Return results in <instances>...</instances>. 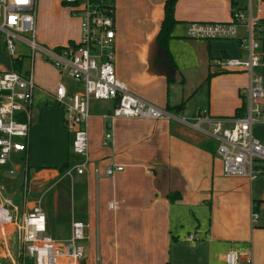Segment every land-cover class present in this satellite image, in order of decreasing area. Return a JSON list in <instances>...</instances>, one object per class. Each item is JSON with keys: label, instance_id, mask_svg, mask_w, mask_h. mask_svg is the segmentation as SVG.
I'll return each mask as SVG.
<instances>
[{"label": "crops", "instance_id": "obj_1", "mask_svg": "<svg viewBox=\"0 0 264 264\" xmlns=\"http://www.w3.org/2000/svg\"><path fill=\"white\" fill-rule=\"evenodd\" d=\"M112 1L117 79L132 95L173 118L158 122L105 120L117 102L92 100L91 165L84 175L66 177L62 168H72L82 160L72 152L73 135L66 127L65 110L51 98L59 86L64 87L62 74L47 61L50 67L40 64L50 76L35 72L33 67L37 89L27 151L13 153L8 164L0 167L1 178L9 177L12 169L23 172L20 204L9 189L0 185V264H20L22 216L39 202L47 217V235L52 239L71 238L73 223L87 226L86 258L81 264H226L230 251L250 253L252 264H264V174L253 181L225 178L219 141L179 121L184 118L192 124L204 111L214 119L230 121L245 116V111H237L246 108L248 75L225 73L217 67L218 60L245 56L240 42L194 41L186 36L189 24L231 20L184 19L180 12L183 0H179L175 19L180 24L168 43L172 68L169 55L157 42L166 0ZM48 2L57 11V18L74 21L77 26L74 30L67 26L61 35L50 38L53 50L70 42L78 44L80 22L71 19V10L63 0H37L36 23L39 11L45 18L43 7ZM241 2L235 0L243 6ZM260 19L264 20V5ZM240 35L245 32L240 31ZM182 46L190 49L185 61L188 69L199 73L208 90V100L196 110L188 105L204 87L196 85L192 92H180L192 88L181 72V59L177 61L176 50H172ZM29 71L23 64L21 74ZM258 73L264 88V68ZM170 77L174 79L172 84H168ZM175 86L180 93L173 99L171 89ZM188 99L185 110L169 112L168 106H178ZM261 109L264 111V100ZM106 132L113 139L104 146ZM253 136L264 145V124L254 126ZM108 166H123L125 171L111 179H97L94 169ZM67 179L72 181L69 192L68 186L62 185ZM254 212L257 219L252 222ZM248 257H242L241 263L247 264Z\"/></svg>", "mask_w": 264, "mask_h": 264}, {"label": "built area", "instance_id": "obj_2", "mask_svg": "<svg viewBox=\"0 0 264 264\" xmlns=\"http://www.w3.org/2000/svg\"><path fill=\"white\" fill-rule=\"evenodd\" d=\"M106 0H64L71 16L80 22L81 41L78 48L66 46L61 51L48 50L37 42V0H0V33L7 53L16 55V44L27 46L32 52V65L28 75L16 71L0 73V167L8 164L13 153H26L33 122V100L37 86L33 67L36 54L53 65L61 74L66 73L81 87V93L72 94L59 86L52 101L65 110L66 127L73 135L72 152L81 163L68 168L65 176L73 173L84 175L91 165L89 148L90 104L96 101H116L117 106L105 120L137 119L163 121L171 114L150 105L132 95L116 76L115 19L114 11L105 5ZM109 1V0H107ZM264 0H248L245 7L235 4L229 23H192L186 36L194 41H239L245 56L237 59L218 60L217 67L225 73H246L249 78L245 90V116L235 120L214 119L201 112L191 124L187 119L179 120L190 125L201 134H209L219 141L218 155L227 179L255 180L264 174V145L254 138L253 128L264 124V100L262 76L264 68L262 43L255 38V28L261 21ZM245 35L241 37L240 31ZM29 35L30 39L23 36ZM19 59V58H18ZM228 124H231L229 126ZM113 136L106 132L103 144L111 142ZM125 171L123 166H108L104 170L94 169L97 179L114 178ZM150 173V172H148ZM10 175H13L11 172ZM10 204V202H8ZM113 208V205L110 206ZM257 219L252 214V222ZM87 226L72 224V235L68 240H55L47 235V217L41 202L23 214L20 223L22 255L34 264H81L86 258L84 241ZM193 240V237L190 238ZM250 253L230 251L226 264H242L247 258L252 264Z\"/></svg>", "mask_w": 264, "mask_h": 264}, {"label": "rangeland", "instance_id": "obj_3", "mask_svg": "<svg viewBox=\"0 0 264 264\" xmlns=\"http://www.w3.org/2000/svg\"><path fill=\"white\" fill-rule=\"evenodd\" d=\"M64 1V0H63ZM244 2V3H243ZM241 2V5L245 6L248 3V0H243ZM181 16L184 17V19L191 20L193 18L195 19H215L214 21H230L232 17V11L233 8L231 7V1L230 0H197V1H188V0H183L181 1ZM68 8V7H67ZM42 10V8H41ZM43 11L45 12V18L40 17V11H39V17L37 18V23H36V34L38 36V44L48 50H53L51 47V41L50 38L57 37V35H61L64 31V29L67 26H70L74 29L77 28V26H74L75 22H66L62 21L60 18H57V11L55 8L51 5V2L47 3L46 6L43 7ZM42 12V11H41ZM42 14V13H41ZM72 20L77 21L75 18H73L70 15ZM219 19V20H217ZM78 22V21H77ZM45 38H43V36ZM26 39H30L29 35H24L23 36ZM225 42V41H221ZM40 43H43L40 44ZM16 44V55L15 58H22L24 60V70L29 71L31 65H32V52L27 46H23L18 42H15ZM176 50V55L175 59L177 61H180V67H181V72L182 70L184 71L183 75L185 77V80L187 81L188 84H191L192 88L189 89H183L180 92H184L187 94V92H192L194 89L193 86H199L203 85L204 88L199 89L198 93L194 97V99L191 100L189 103V108L191 110H196L198 109L199 105L202 102H206L208 100V90L207 86L205 87L204 80L199 76V73L196 70H189L187 67L186 61V54L190 52L189 47H173L172 50ZM190 57V55H189ZM12 57L7 53V51L4 48L3 44V36L0 33V73L1 72H7L12 69ZM43 63L44 66L48 65L46 63V60L43 58V55H41L39 52L35 56L34 60V71L35 72H41L43 75L48 74L50 76V72L45 73V69H43V65L40 63ZM49 66V65H48ZM50 67V66H49ZM177 79V78H176ZM61 82L64 85V87L69 91L72 92V94H77L79 91V85L74 83L71 78L66 73H62L61 76ZM172 98L174 99L176 96V93L180 90L178 86L172 87ZM178 92V93H180ZM177 93V94H178ZM73 157V154H72ZM15 164L14 166H16ZM14 168V167H13ZM14 175L7 178H1L0 177V185L6 189H9V194H14L16 198L19 200L18 204H20V197L22 196L21 191L19 190V182H21L22 174L23 172H19L15 169H12ZM75 175V174H74ZM75 177V176H74ZM62 184V183H61ZM63 186H68V192L69 190L71 191L72 189V181L70 179H67L66 181L63 182ZM22 186V184H21ZM19 190V191H18ZM19 196V197H18ZM14 198V196L12 195ZM12 199V198H11ZM47 205V201L45 202V206ZM17 243V239L15 240ZM22 263L27 259V257L22 255ZM19 264V263H18ZM21 264V261H20Z\"/></svg>", "mask_w": 264, "mask_h": 264}, {"label": "trees", "instance_id": "obj_4", "mask_svg": "<svg viewBox=\"0 0 264 264\" xmlns=\"http://www.w3.org/2000/svg\"><path fill=\"white\" fill-rule=\"evenodd\" d=\"M179 0H166L165 3V8H164V12H165V16H164V21L162 23L161 26V30L158 36V45L167 52V54L169 55V63L170 66L172 68H174L173 66V61L170 57L169 54V50H168V43L169 41L173 38L174 35V31L176 29V27L180 24L178 21H176L175 19V10H176V5L178 3ZM64 5L66 6V4L64 3ZM105 5L109 10H112L115 12L114 9V5H113V1L109 0V1H105ZM235 5V0H233V6ZM255 38L257 40H259L262 45H264V20H261L259 22V24L257 25V27L255 28ZM69 47L71 48H78L77 44L74 42H70ZM65 47H60L55 49L57 52L61 51L62 49H64ZM23 62L24 60L22 58H17V59H12V68L13 71H16L18 73H22V69H23ZM25 75H28V73H26ZM174 82L173 78H168V84H172ZM189 102L188 100L183 101L180 105L178 106H168V110L169 112H174V113H180L183 110H185L187 104ZM245 106H243L240 110H238L237 112H244L245 111ZM68 166L62 168L63 172L65 173L68 170ZM172 198V196H170V199ZM256 213V212H254ZM22 260H24L23 258H21V264H34L33 260H31L30 258H27L25 260V263Z\"/></svg>", "mask_w": 264, "mask_h": 264}]
</instances>
